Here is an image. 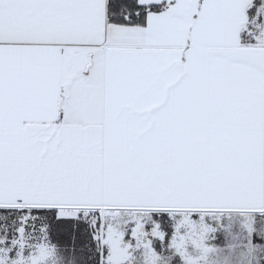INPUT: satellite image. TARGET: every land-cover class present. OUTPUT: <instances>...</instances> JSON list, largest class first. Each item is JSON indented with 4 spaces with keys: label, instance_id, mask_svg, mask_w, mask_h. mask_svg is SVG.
I'll return each mask as SVG.
<instances>
[{
    "label": "snow or ice",
    "instance_id": "snow-or-ice-1",
    "mask_svg": "<svg viewBox=\"0 0 264 264\" xmlns=\"http://www.w3.org/2000/svg\"><path fill=\"white\" fill-rule=\"evenodd\" d=\"M0 264H264V0H0Z\"/></svg>",
    "mask_w": 264,
    "mask_h": 264
}]
</instances>
